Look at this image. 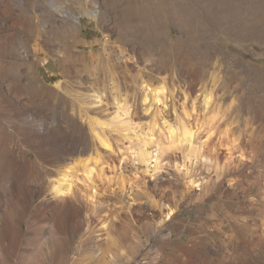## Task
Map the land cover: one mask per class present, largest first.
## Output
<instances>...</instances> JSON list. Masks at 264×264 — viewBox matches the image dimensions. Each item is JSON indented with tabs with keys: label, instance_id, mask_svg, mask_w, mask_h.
I'll use <instances>...</instances> for the list:
<instances>
[{
	"label": "rangeland",
	"instance_id": "1",
	"mask_svg": "<svg viewBox=\"0 0 264 264\" xmlns=\"http://www.w3.org/2000/svg\"><path fill=\"white\" fill-rule=\"evenodd\" d=\"M0 46V264H176L178 247L186 264H264V0H0ZM157 107L199 188L162 158L97 154L89 117L131 134ZM170 124L201 148H168Z\"/></svg>",
	"mask_w": 264,
	"mask_h": 264
},
{
	"label": "bare ground",
	"instance_id": "2",
	"mask_svg": "<svg viewBox=\"0 0 264 264\" xmlns=\"http://www.w3.org/2000/svg\"><path fill=\"white\" fill-rule=\"evenodd\" d=\"M16 39L17 38L14 36V38L12 39L13 40L12 43L7 44V47L12 50L11 52L13 56H19L20 54L22 55L25 52L23 50L26 48V46L24 45L19 46V44L15 42ZM39 42L41 43L42 41H39ZM0 49H1V46H0ZM36 51L40 52L41 50H36ZM3 52H5V50ZM80 57L84 58V55L81 54ZM145 90H146L145 101H147L149 95L152 94L153 104L157 103L159 99L158 91H156V93L154 94L152 93L153 90L149 89L148 86H147V89ZM97 96H98L97 98H100L99 95ZM147 108H148L147 110H150L151 106ZM162 109L164 110V108ZM182 114L187 115L185 110L182 111ZM158 115H161V110L157 107L155 108L153 123L149 124L146 129L139 130L138 132L133 131L131 132V134L124 133L122 135L114 134L112 129L103 128V126H100L101 125L100 122L96 119L95 121L98 123V127H93L92 121L94 120V117H89L90 118L89 122H91L90 123L91 124L90 126L91 136L93 138V142L95 144V150L97 154L103 155L104 157L103 162L111 165L113 169L115 168L127 169L129 163H134L135 161H139L145 164L147 168L157 169L159 167L158 164L160 163V159L162 158V162L163 160H167L168 165L173 167L176 174H180L184 176V178H188L187 183L191 187L199 188L203 184V182L200 181V179L198 178L192 177V174H191L192 166L195 163V160L190 158V160L188 161L186 159L181 161L176 152L167 151L166 150L167 147H165L167 144H165L164 146L163 141L161 143L160 138L161 136L162 137L165 136V133H164V129L161 127V125L158 124L157 119L155 118V116H158ZM115 118H118V116H115L114 119ZM161 119H164L163 125L165 126L167 121L165 120L164 116H161ZM167 131L169 132V138L173 140L172 143H170V145L168 146V148L174 147V146L181 148L186 145L184 142H187V146L191 150L199 149L203 145V143L201 142L202 135L200 134L198 135L191 127H188L187 124H185L183 133L179 132L178 128L176 131V128H174L172 124H170L169 130ZM125 139H127L128 141L127 145L125 144ZM78 146L79 144L75 146L74 149H77ZM229 155L230 156L228 157V160H229L228 168L231 170V169H234L232 167L235 161L234 151L230 152ZM127 156H130V160L126 159ZM123 159L127 160V162H125L124 164L122 163ZM163 166L164 164H162V167ZM162 180H163V177L161 175L157 176L156 179L151 180V186H153V188L158 187L161 184ZM57 181H58L57 183H54L55 184L53 186L54 189L52 188L54 190V194L59 198H65V197L71 196L72 194L71 188L66 186L67 177L66 176L63 178L60 177V179ZM190 194L191 193H189V195ZM89 196L94 198L95 192L91 194L89 193L88 197ZM176 212H177L176 208L174 207L170 208V210L166 213V216L161 220V223L159 225L161 227H165L166 221L173 218ZM261 235H264V234H261ZM166 240H167V237L163 235L162 241H161L162 245L164 242H166ZM181 251H182V247H178L174 249L169 259H167V263L186 264L190 260H193L192 254H187L186 256H184V254ZM190 251H192V249ZM152 261L155 263L158 260H152Z\"/></svg>",
	"mask_w": 264,
	"mask_h": 264
}]
</instances>
